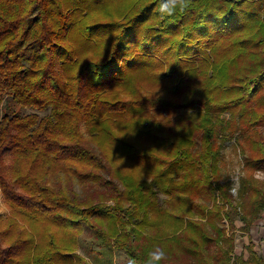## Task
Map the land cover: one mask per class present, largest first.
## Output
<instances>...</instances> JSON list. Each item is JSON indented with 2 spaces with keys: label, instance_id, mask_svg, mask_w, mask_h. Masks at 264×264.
Listing matches in <instances>:
<instances>
[{
  "label": "trees",
  "instance_id": "1",
  "mask_svg": "<svg viewBox=\"0 0 264 264\" xmlns=\"http://www.w3.org/2000/svg\"><path fill=\"white\" fill-rule=\"evenodd\" d=\"M157 3L0 0V264H87L83 224L137 264H264V0Z\"/></svg>",
  "mask_w": 264,
  "mask_h": 264
},
{
  "label": "clouds",
  "instance_id": "2",
  "mask_svg": "<svg viewBox=\"0 0 264 264\" xmlns=\"http://www.w3.org/2000/svg\"><path fill=\"white\" fill-rule=\"evenodd\" d=\"M189 7V0H158L156 12L162 17H170L185 12ZM224 159L220 162L222 169L221 180L230 182V191L235 192L236 186L248 170L246 156L239 145H228L222 153ZM87 264L91 260L85 258ZM167 252L163 247L155 246L148 253L143 264H166ZM113 264H137L134 257L118 252L113 257Z\"/></svg>",
  "mask_w": 264,
  "mask_h": 264
},
{
  "label": "rangeland",
  "instance_id": "3",
  "mask_svg": "<svg viewBox=\"0 0 264 264\" xmlns=\"http://www.w3.org/2000/svg\"><path fill=\"white\" fill-rule=\"evenodd\" d=\"M33 111L31 108L24 109V113H29ZM234 145V141H229L226 146ZM225 146V147H226ZM224 147V149H225ZM224 152V150H223ZM224 159V158H223ZM222 172V171H221ZM259 177L262 178V175L259 174ZM238 185V184H237ZM75 190L78 192L80 188L74 186ZM237 188V186H236ZM235 193V192H234ZM5 209L3 205V198L0 195V214H4ZM83 233L79 237V249L78 252L84 257L91 260L92 264H113V257L118 252H123L121 250H110L105 249V247H101L103 241L96 234L95 229L89 227L86 224H83ZM247 242L246 236L240 237L239 235L236 238V248L235 253L239 254L242 250V244ZM124 253V252H123Z\"/></svg>",
  "mask_w": 264,
  "mask_h": 264
},
{
  "label": "crops",
  "instance_id": "4",
  "mask_svg": "<svg viewBox=\"0 0 264 264\" xmlns=\"http://www.w3.org/2000/svg\"><path fill=\"white\" fill-rule=\"evenodd\" d=\"M249 237L255 243V249L264 259V212L261 217L251 226Z\"/></svg>",
  "mask_w": 264,
  "mask_h": 264
}]
</instances>
